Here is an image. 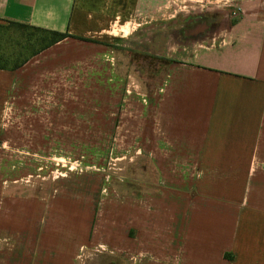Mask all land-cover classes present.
Here are the masks:
<instances>
[{"label":"crops","instance_id":"0c3cea01","mask_svg":"<svg viewBox=\"0 0 264 264\" xmlns=\"http://www.w3.org/2000/svg\"><path fill=\"white\" fill-rule=\"evenodd\" d=\"M8 21L69 37L0 69V264H264V0H0ZM85 130L114 132L108 193L6 185Z\"/></svg>","mask_w":264,"mask_h":264},{"label":"rangeland","instance_id":"374dc122","mask_svg":"<svg viewBox=\"0 0 264 264\" xmlns=\"http://www.w3.org/2000/svg\"><path fill=\"white\" fill-rule=\"evenodd\" d=\"M10 33L11 30L6 31L3 38L5 54L17 50L5 39ZM104 89L107 90V84H104ZM90 101L91 105H88ZM100 101L107 104L108 99L102 98ZM85 105L86 115L96 112V99H86ZM107 107V105L102 107L103 112L109 110ZM63 134L68 138V146H54L52 151L48 148V152L38 148L36 163L29 155H26L30 160L23 161L24 164L17 163L18 166L11 168V171L6 174V185L23 188L33 185L37 187L79 186L85 188L87 200L88 192L94 190L96 183L100 182V192L103 191V195L108 193L110 173L114 174L124 165L115 163L110 156L109 140L114 132L85 130L68 131ZM15 160L18 161V157ZM33 168L36 172H33Z\"/></svg>","mask_w":264,"mask_h":264},{"label":"trees","instance_id":"16d2710c","mask_svg":"<svg viewBox=\"0 0 264 264\" xmlns=\"http://www.w3.org/2000/svg\"><path fill=\"white\" fill-rule=\"evenodd\" d=\"M10 30L11 33L5 39L17 50L5 54L2 50L3 38L5 32ZM67 37V34L8 21L6 26L0 25V69L14 70L30 57Z\"/></svg>","mask_w":264,"mask_h":264}]
</instances>
